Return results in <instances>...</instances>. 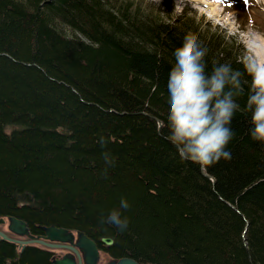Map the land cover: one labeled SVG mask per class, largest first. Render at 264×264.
Wrapping results in <instances>:
<instances>
[{
  "label": "trees",
  "instance_id": "trees-1",
  "mask_svg": "<svg viewBox=\"0 0 264 264\" xmlns=\"http://www.w3.org/2000/svg\"><path fill=\"white\" fill-rule=\"evenodd\" d=\"M163 6L0 0V216L25 220L33 233L51 224L82 230L115 258L264 264V142L249 134L243 97L232 158L203 169L214 181L179 158L163 123L169 57L182 42L205 44L209 67H242V44L177 14L169 0ZM119 203L127 231L114 238L101 217ZM51 257L0 243V264Z\"/></svg>",
  "mask_w": 264,
  "mask_h": 264
},
{
  "label": "clouds",
  "instance_id": "clouds-1",
  "mask_svg": "<svg viewBox=\"0 0 264 264\" xmlns=\"http://www.w3.org/2000/svg\"><path fill=\"white\" fill-rule=\"evenodd\" d=\"M208 48L197 38L185 39L171 54V71L163 90L164 126L167 138L182 161L207 169L221 159H231L230 141L236 135L233 117L243 109L250 116V136L264 142V37L253 36L235 67L230 61L206 59ZM161 122L158 121V125ZM100 143L105 138H99ZM106 163H112L104 153ZM128 214L123 203L116 215L101 217L103 230L123 237L127 225L120 217Z\"/></svg>",
  "mask_w": 264,
  "mask_h": 264
},
{
  "label": "rangeland",
  "instance_id": "rangeland-1",
  "mask_svg": "<svg viewBox=\"0 0 264 264\" xmlns=\"http://www.w3.org/2000/svg\"><path fill=\"white\" fill-rule=\"evenodd\" d=\"M137 1L142 2L146 10H157L164 7L165 0ZM169 2L173 3L177 14L180 13L179 11L185 10L186 15L195 17L196 22L199 21L202 28L218 31L226 39L241 43L242 53H245L246 44L253 36L264 37V0H169ZM219 3L220 5H218ZM223 3L230 12H222ZM5 228L10 232L8 221H5ZM11 235L18 237L14 234ZM15 244L20 249L21 244ZM38 246L44 247L41 244ZM49 249L56 250L54 257H61L66 252L65 248L49 247ZM110 259L111 255L104 252L100 263L105 264Z\"/></svg>",
  "mask_w": 264,
  "mask_h": 264
},
{
  "label": "water",
  "instance_id": "water-1",
  "mask_svg": "<svg viewBox=\"0 0 264 264\" xmlns=\"http://www.w3.org/2000/svg\"><path fill=\"white\" fill-rule=\"evenodd\" d=\"M205 175L209 173L204 172ZM211 176V175H209ZM212 177V176H211ZM214 181V177H212ZM10 225L9 228L19 235H28L27 239H18L8 237L5 233L0 231V234L4 239L10 240L21 244L24 248L29 243H41L49 247H63L70 251L65 253L61 258H55L52 264H98L100 258L99 244L96 239L89 236L82 230L77 231V238L73 230L51 225H41L44 230V234L35 235L30 232V226L28 223L16 216H9ZM3 221V219H1ZM44 238H41L43 237ZM51 241H47L46 239ZM1 240V238H0ZM101 241L104 244L111 245L114 240L112 237L103 236ZM106 264H163L159 262L143 263L132 256H121L118 259L109 260Z\"/></svg>",
  "mask_w": 264,
  "mask_h": 264
},
{
  "label": "flooded vegetation",
  "instance_id": "flooded-vegetation-1",
  "mask_svg": "<svg viewBox=\"0 0 264 264\" xmlns=\"http://www.w3.org/2000/svg\"><path fill=\"white\" fill-rule=\"evenodd\" d=\"M1 226H3V228H1ZM0 229L4 230L5 232L9 233L10 235L13 234V233L9 232V230H6L4 222H0ZM3 241H5V240H1L0 243Z\"/></svg>",
  "mask_w": 264,
  "mask_h": 264
},
{
  "label": "bare ground",
  "instance_id": "bare-ground-1",
  "mask_svg": "<svg viewBox=\"0 0 264 264\" xmlns=\"http://www.w3.org/2000/svg\"><path fill=\"white\" fill-rule=\"evenodd\" d=\"M215 13H217V12H215ZM67 251V250H66ZM163 263V262H162Z\"/></svg>",
  "mask_w": 264,
  "mask_h": 264
}]
</instances>
